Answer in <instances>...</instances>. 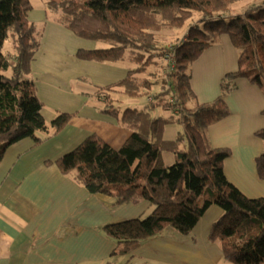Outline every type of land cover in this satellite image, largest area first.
Instances as JSON below:
<instances>
[{
    "label": "trees",
    "instance_id": "obj_1",
    "mask_svg": "<svg viewBox=\"0 0 264 264\" xmlns=\"http://www.w3.org/2000/svg\"><path fill=\"white\" fill-rule=\"evenodd\" d=\"M240 0H47V12L75 36L100 41L105 47L79 49L83 60L135 64L113 84L97 87L94 97L101 112L130 130L119 149L95 133L86 134L72 149L46 164H55L92 194L108 195L120 205L145 200L153 209L144 217L108 223L101 230L115 240L111 255L130 256L142 241L171 227L188 235L205 211L217 205L222 215L213 222L208 239L221 246L224 260L233 264H264V198H249L223 172L227 148L212 147L208 127L227 116L225 97L245 78L264 92V0L232 13ZM32 0H0V159L11 145L31 139L38 145L65 127L74 115L58 112L46 122L43 104L30 78V64L39 47L42 27L28 20ZM193 13H198L196 19ZM185 35L174 44L175 67L160 73V90L142 107L120 108L112 92L129 97L149 94L167 52L157 40L165 29ZM226 34L238 49L237 70L220 81V94L198 103L190 87V65ZM11 37L13 54L4 50ZM153 66V71L149 67ZM158 69V70H157ZM147 74L148 76H145ZM160 108L167 114H154ZM264 113V110H263ZM167 124L179 127L174 140L163 138ZM264 142V128L255 132ZM174 161L166 165L162 153ZM264 179V148L255 158ZM108 264V262L106 263Z\"/></svg>",
    "mask_w": 264,
    "mask_h": 264
},
{
    "label": "crops",
    "instance_id": "obj_2",
    "mask_svg": "<svg viewBox=\"0 0 264 264\" xmlns=\"http://www.w3.org/2000/svg\"><path fill=\"white\" fill-rule=\"evenodd\" d=\"M33 1L28 20L42 30L30 78L43 104L42 114L47 123L58 112L74 115L40 144L23 139L8 147L0 159V264H233L224 260L219 243L208 239L213 222L223 213L217 205L205 211L188 235L165 227L142 241L130 256L111 255L116 242L101 227L144 217L153 205L145 200L116 205L114 197L90 193L46 161L75 147L88 133L97 134L114 149L122 146L130 130L101 112L103 103L94 92L123 79L135 64L126 58L115 62L79 59L77 50L106 44L75 36L47 12L42 0L37 7ZM188 23L176 37L185 35ZM238 54L223 34L191 63L190 87L198 103L211 102L220 94L222 77L237 70ZM235 83L225 97L229 113L208 127L207 136L212 147L230 150L223 161L227 180L249 198H264V179L255 166L264 148L255 135L264 128V92L245 78ZM159 90L155 83L145 96L129 97L120 88L111 96L120 108H139ZM153 113L167 114L160 108ZM178 130L175 124L165 125L163 138L174 140ZM162 159L170 165L174 156L163 152Z\"/></svg>",
    "mask_w": 264,
    "mask_h": 264
},
{
    "label": "rangeland",
    "instance_id": "obj_3",
    "mask_svg": "<svg viewBox=\"0 0 264 264\" xmlns=\"http://www.w3.org/2000/svg\"><path fill=\"white\" fill-rule=\"evenodd\" d=\"M46 1L47 0H42L43 2V5L46 4ZM254 1H257V0H240L236 3H234L232 5V9H231V12L232 13H236V12H240L243 10L244 7L250 5L249 3L253 4L252 2ZM259 1V0H258ZM256 3V2H255ZM41 4V0H34L33 1V5L35 7L39 6ZM50 14V13H49ZM198 17V13H193V18L192 19H196ZM181 28L180 29H165V30H162L160 32L157 33V40L159 42V44L164 47V46H167L168 44H174L178 39V37H176L177 34H181ZM4 50L6 53L8 54H13L14 50H13V42H12V38L9 37L7 39V41H5V45H4ZM159 63L160 65L162 66L158 72V77L156 78V82H158L159 84V87L161 86V83H160V73L163 71L165 72V61L163 58L159 59ZM154 67L153 66H150L149 67V71H153ZM158 70V69H157ZM127 105V104H126Z\"/></svg>",
    "mask_w": 264,
    "mask_h": 264
},
{
    "label": "built area",
    "instance_id": "obj_4",
    "mask_svg": "<svg viewBox=\"0 0 264 264\" xmlns=\"http://www.w3.org/2000/svg\"><path fill=\"white\" fill-rule=\"evenodd\" d=\"M167 52L164 54L163 59L165 61V72L171 71L175 67V56H174V46L173 44H168L166 46ZM152 96H147V102L151 101Z\"/></svg>",
    "mask_w": 264,
    "mask_h": 264
}]
</instances>
